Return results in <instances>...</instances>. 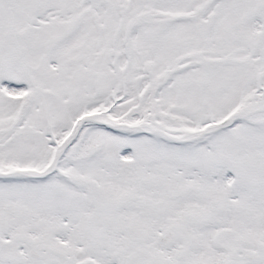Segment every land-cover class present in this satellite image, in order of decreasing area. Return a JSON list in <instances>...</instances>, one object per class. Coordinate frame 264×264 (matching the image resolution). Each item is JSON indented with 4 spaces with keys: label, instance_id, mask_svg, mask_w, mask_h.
<instances>
[{
    "label": "snow or ice",
    "instance_id": "snow-or-ice-1",
    "mask_svg": "<svg viewBox=\"0 0 264 264\" xmlns=\"http://www.w3.org/2000/svg\"><path fill=\"white\" fill-rule=\"evenodd\" d=\"M0 264H264V0H0Z\"/></svg>",
    "mask_w": 264,
    "mask_h": 264
}]
</instances>
